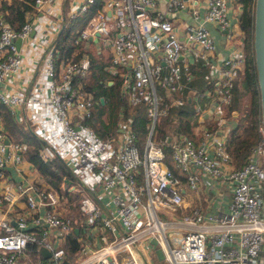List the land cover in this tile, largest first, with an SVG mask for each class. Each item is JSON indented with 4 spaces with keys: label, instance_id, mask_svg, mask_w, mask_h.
Instances as JSON below:
<instances>
[{
    "label": "built area",
    "instance_id": "1",
    "mask_svg": "<svg viewBox=\"0 0 264 264\" xmlns=\"http://www.w3.org/2000/svg\"><path fill=\"white\" fill-rule=\"evenodd\" d=\"M67 1L65 11L64 0H35L34 11L18 30L0 9V103L19 119L25 105L30 115L46 108L48 117L39 126H61V148L46 145L44 156L60 154L75 165L78 182H64V188L79 194L84 224L75 225L58 190L43 185L32 168L26 170L25 144L0 128V179L11 178L12 169L20 175L0 193V264H151L152 239L171 264H264L263 120L261 138L241 167L231 165L224 147L231 126L228 106L245 64L242 31L231 19L234 0H166L165 9L159 0H102L101 6L97 0ZM180 9L190 11L188 22ZM73 20L84 26L74 35L80 50H88L94 39L100 42L110 51L129 104L145 106L150 122L143 155L131 120L108 137L86 122L94 94L75 78L89 75V56L76 58L77 51L56 62L59 32ZM208 24L226 31L228 54L217 52ZM31 47L37 57L45 53L47 86L28 92L20 77ZM200 64L213 86L202 92L192 86L193 69ZM189 97L200 114L195 126L203 127L200 138L174 130L157 141L158 119ZM212 126L215 131L205 128ZM163 144L171 146L179 172L166 162ZM217 177L233 182L229 209L214 212L190 205L186 187L207 189L202 180H210L212 187ZM76 227L80 248L71 263L64 243ZM37 246L51 253L36 255Z\"/></svg>",
    "mask_w": 264,
    "mask_h": 264
},
{
    "label": "trees",
    "instance_id": "2",
    "mask_svg": "<svg viewBox=\"0 0 264 264\" xmlns=\"http://www.w3.org/2000/svg\"><path fill=\"white\" fill-rule=\"evenodd\" d=\"M255 1L234 0L235 10L238 11L237 23L242 31V44L245 54V64L235 79L233 100L227 111L231 128L228 131L224 147L229 153L230 163L234 167H241L248 160L254 145L261 138L258 127L262 120V109L254 52ZM34 2L35 0H1L0 9L8 23L18 30L26 21L27 13L34 11ZM101 4L102 0H97V5L101 6ZM92 10H95V8ZM67 28L68 21L56 40V62L59 65L61 59L69 58L77 51L76 58H80L84 53L88 54L90 61L89 75L85 78H75V82L80 81L84 88L94 94L95 103L92 108V116L87 118L86 122L94 127L98 134L108 137L117 133L121 124L131 120L137 133L136 141L140 148L142 138L146 140L149 131L150 118L146 114L145 106L143 104H129L122 91V77L117 71L109 72L107 69L111 64V60L98 59L95 55L96 51L93 50H80L82 43L76 42L75 36H73L74 40L71 42V26ZM193 70L196 76L192 86L198 92L213 87L212 83L206 78L207 68L204 64L194 67ZM105 74H108V78L113 80L112 84L108 83ZM101 97H104V101L101 100ZM195 105V100H187L183 106H172L166 116H161L158 119L157 136L163 139L170 135L171 130L174 129L182 135L199 139L201 131L197 133L195 126L200 124L201 118ZM0 118L7 135L13 140L25 144L23 151L26 159L30 161L38 176H44L47 179V182L43 185L53 187L59 191L63 199L69 200L72 196L64 188V182L67 184L78 182L79 176L75 170L73 168L72 171L70 170L68 163L66 164L67 161L60 154L52 157L44 156L46 144L43 139L35 134L32 128L27 127L23 121H19L16 115L2 103H0ZM205 128L212 131L216 129L214 126ZM162 148L165 152L166 162L176 172H179L171 156V146L163 144ZM18 177L16 176V178ZM139 178H142V168ZM78 201L75 205H78ZM74 223L81 227L84 224V213L82 215L75 214ZM64 246L68 261L71 260L70 257L72 258L74 254L77 256L80 242L77 239L75 229L68 235V240L64 243Z\"/></svg>",
    "mask_w": 264,
    "mask_h": 264
},
{
    "label": "crops",
    "instance_id": "3",
    "mask_svg": "<svg viewBox=\"0 0 264 264\" xmlns=\"http://www.w3.org/2000/svg\"><path fill=\"white\" fill-rule=\"evenodd\" d=\"M160 1L161 0H159L160 7L162 9H165V5L163 8L161 6ZM165 4H166V0H165ZM63 5H64L65 11H67V9L69 8L68 1L64 0ZM237 12H238L237 10H233L231 12V19L233 20V22L234 21L236 22ZM208 26H209V28H210V30H211L214 38H215V41L217 43V52L221 53L223 55L228 54L230 52L231 47L228 44V41L226 39V34H227L226 31L221 30L218 27V25H215V24H208ZM34 34L35 33H33L32 35H34ZM55 36H57V34H55ZM93 42H94V45L92 46ZM97 43H100V42H98L94 39L91 42V44L88 45V47H87V48H89L88 50L89 51H91V50L96 51L95 55L100 60H109L110 59V51L106 50L105 48L99 47ZM49 45H51V43ZM44 54L45 53L43 52L40 57H37L35 55L32 47L25 53V56L27 58H26V63H25V67H24V74H22L20 78H22L24 83L27 85V89H28L27 91L28 92L30 90L34 91L36 89L47 86V77L44 75V67H45L44 66ZM107 69L109 72H116L114 67L112 66V64H110V66L107 67ZM108 77H109V75L105 74V78L107 79L108 83L112 84L113 80L109 79ZM42 96L43 97L47 96L46 91L44 94H42ZM30 110L31 109L29 108V106L25 105L24 110L20 116V119L18 117H17V119L19 121H23L27 125V127H29L30 129L32 128L33 131H35L34 133L37 134L39 137H41L43 139V141L45 142V144L49 146V148L52 149L54 147L57 150H59L62 146V143H61V139H60L59 135L57 134V132L60 130L61 126L44 127V128L40 127L39 126L40 123L42 121H45L48 117L47 109L46 108L39 109L36 115H32V114L30 115V113H29ZM0 128H3L1 120H0ZM230 128L231 127H229V129ZM202 130H203V127H195V131H197V133L199 131H202ZM172 131H174V129H172L170 133H173ZM228 131L226 129L225 133L226 132L228 133ZM218 132L220 134H222L223 130L220 129V130H218ZM227 133H226V135H227ZM226 138H227V136H226ZM259 158L261 159L262 163L264 164V156H260ZM24 166H25L26 170H28L30 168L33 169L30 161H28V160H27V162H25ZM26 172H29V171H26ZM16 176H20V175L16 171V169H12L11 178L8 177L7 181H3L2 179H0V193L3 192L6 187H10L11 183L15 179L19 178V177L16 178ZM202 182H203V185L205 186V188H207V189H204V188L199 189V191L204 190V193L202 191H200V195L198 196V200L196 199V196L193 192L188 193L189 195L187 194L188 202L191 203L190 205H198L205 211H214V212H216L222 208L223 209H229V201H230L232 191H233V182L231 183L230 179L224 178V181L222 182L223 185H221V190L217 189L219 191L218 195L216 194V192L213 193V191H215V189H214V185L212 187L210 186V180L203 179ZM186 190H187V187H186ZM262 254L264 256V247L262 248Z\"/></svg>",
    "mask_w": 264,
    "mask_h": 264
},
{
    "label": "rangeland",
    "instance_id": "4",
    "mask_svg": "<svg viewBox=\"0 0 264 264\" xmlns=\"http://www.w3.org/2000/svg\"><path fill=\"white\" fill-rule=\"evenodd\" d=\"M160 3H161V6L164 8V5H165V0H161L160 1ZM179 14H180V16L181 17H183L184 18V20L185 21H189V19H190V17H191V14H190V11L189 10H187V9H180L179 10ZM175 15V13H173V12H170L169 13V17H173ZM70 26H71V28H70ZM81 24H80V22L78 21V20H73V21H68V28H70L71 29V35H72V37H71V42L74 40V35H75V33H76V31H77V29H80L81 28ZM82 27H84V26H82ZM67 28V29H68ZM184 28V27H183ZM66 29V30H67ZM96 44V43H95ZM98 44V46L99 47H101V48H104L100 43H97ZM94 45V42H93V44H92V46ZM156 140L157 141H161V138H159L158 136L156 137ZM144 145H145V138H142V141H141V143H140V153L143 155V148H144ZM46 147V149H47V146H45ZM48 150H50L49 148H48ZM71 166H72V168L73 169H75V165L74 164H71ZM140 168H142V166L140 165L139 166ZM47 179H45L44 178V176H40V179H39V181H41V182H47L46 181ZM211 181H212V183L214 182L215 183V185H214V189H215V191H213V193L214 192H216V194L218 195V190H221V185H223L222 184V182L224 181V180H222L220 177H217V178H214V179H211ZM220 184V185H219ZM67 185V183H65V186ZM218 189V190H217ZM200 191H202L203 193H204V190H200ZM200 191H199V189H190V188H187V193H191V192H193L194 194H195V196H196V199L198 200V196L200 195ZM189 195V194H188ZM264 195V194H263ZM72 197L69 199V200H67V199H64L63 201L65 202V204H67L68 205V208H69V210L74 214V216H75V214H80V215H82V211L80 210V208H77V207H79V202H80V198H79V194H77V195H71ZM79 200V201H78ZM77 201H78V205H75L76 203H77ZM75 205V206H74ZM75 211V213H74V211ZM159 248H160V245L158 244V242L155 240V239H152L151 240V245H150V259H151V264H171L169 261H167L165 258H164V256H163V254L161 255L159 252H158V250H159ZM124 253V250H122V251H120V252H118V256L119 257H121V255ZM32 254L34 255L35 254V252H32ZM38 254H41V248L39 247V246H37L36 247V255H38ZM76 255L74 254V256H72V258L70 257V259H71V263H73V262H75L76 261Z\"/></svg>",
    "mask_w": 264,
    "mask_h": 264
},
{
    "label": "water",
    "instance_id": "5",
    "mask_svg": "<svg viewBox=\"0 0 264 264\" xmlns=\"http://www.w3.org/2000/svg\"><path fill=\"white\" fill-rule=\"evenodd\" d=\"M65 22V18H64ZM64 27V26H63ZM63 27L61 28L59 34L61 33ZM18 44H21V40L19 39ZM254 52H255V64L258 75V81L260 86V98H261V109H262V120L264 123V0H256L255 1V9H254ZM101 100L104 101V97H101ZM188 101H191V97H189ZM35 132V131H33ZM67 164V162H66ZM70 170L72 171V167L67 164ZM91 194L95 197L97 202L103 206V208L107 209L104 202L101 198L97 196V194L91 189L88 188ZM76 232L79 231V228L76 227ZM41 251L45 256L49 255L51 252L46 246H41Z\"/></svg>",
    "mask_w": 264,
    "mask_h": 264
}]
</instances>
